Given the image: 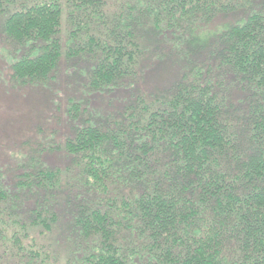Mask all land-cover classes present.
<instances>
[{"label":"trees","instance_id":"trees-1","mask_svg":"<svg viewBox=\"0 0 264 264\" xmlns=\"http://www.w3.org/2000/svg\"><path fill=\"white\" fill-rule=\"evenodd\" d=\"M14 1L0 0V12L18 46L17 85L49 83L66 56L86 63L90 93L136 90L146 29L169 45L181 77L132 91L105 118L72 99L75 125L62 146L70 164L48 168L35 149L15 198L0 180V237L29 194L35 206L19 217L21 232L52 230L63 194L88 249L78 264H264V0H126L113 13L109 0L9 11ZM29 253L24 264H57Z\"/></svg>","mask_w":264,"mask_h":264},{"label":"rangeland","instance_id":"rangeland-1","mask_svg":"<svg viewBox=\"0 0 264 264\" xmlns=\"http://www.w3.org/2000/svg\"><path fill=\"white\" fill-rule=\"evenodd\" d=\"M33 0H15L9 11ZM126 0H109L110 13L119 12ZM7 6V5H6ZM66 7V4L65 6ZM8 12V11H7ZM7 14L0 12V180L10 195L15 198L19 192L17 182L26 169L28 156L38 149L42 161L51 169H65L70 164L69 156L63 150L65 139L71 135L75 121L68 114L70 101L83 103L82 109L107 116L122 109L131 92L152 93L156 89L170 88L179 77L181 67L170 52L166 42H158L157 35L150 29L143 31L142 44L145 57L136 80V90L127 88L115 94H93L87 88L84 75L86 63L63 56L55 77L44 85H17L11 80L13 48L2 33ZM218 20L216 23L221 22ZM69 23L63 19L62 39L68 40ZM65 47V49H66ZM84 60V59H83ZM35 197L29 194L21 198L13 215L8 213L7 230L0 237V264H24L30 258V250L41 251L50 261L57 264H78V258L88 249L80 246L79 236L72 226L71 212L63 194H59L55 210L60 214L59 222L52 230L32 228L25 236L21 232L19 217H30L35 206ZM14 234L21 241L14 240Z\"/></svg>","mask_w":264,"mask_h":264}]
</instances>
